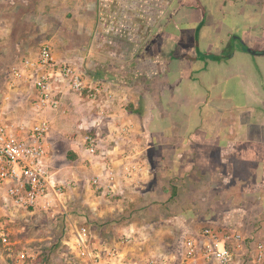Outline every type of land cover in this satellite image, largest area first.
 Wrapping results in <instances>:
<instances>
[{
    "label": "crops",
    "instance_id": "0c3cea01",
    "mask_svg": "<svg viewBox=\"0 0 264 264\" xmlns=\"http://www.w3.org/2000/svg\"><path fill=\"white\" fill-rule=\"evenodd\" d=\"M11 2L32 7V15L45 9L46 30L58 36L66 32L62 39L66 55L56 54L54 38L46 43L56 59L72 60L76 55L86 72L93 64L96 81L115 94L114 124L131 128L124 140L107 123L108 118L100 128H93L100 107L90 102L94 110L92 121L87 122L88 108L80 106L84 167L89 176L103 175L101 164H88L83 144L85 130L99 129L103 148L114 149L111 183L116 189L109 196L91 186L93 199L85 198L86 207L80 209L92 210L100 223L105 222V209L112 213L124 209V218L131 211L110 200L121 202L118 197L143 193L135 209L141 208L137 213L145 217L142 225L147 227L139 231L138 221L130 219L123 227L126 239L142 233L152 256L178 255L184 237L196 232L192 226L198 215L209 220L208 225L234 227L264 243V54L253 55L244 49L264 52V0ZM63 13L72 14L73 20L64 21L59 29L55 18ZM118 48L124 49L122 54ZM70 95L74 94L66 96L61 111L49 114L52 152L67 140L58 131L68 124L70 108L65 106ZM71 148L77 154L76 147ZM106 181L103 175L105 189L109 187ZM227 191L241 193L233 210L232 199L223 200L218 194ZM64 195L55 206L68 212L62 218L69 221ZM103 201L112 206L103 208ZM166 207L174 214H162L160 209L167 212ZM177 238L180 248L166 251V243ZM115 246L127 263V247Z\"/></svg>",
    "mask_w": 264,
    "mask_h": 264
},
{
    "label": "built area",
    "instance_id": "2783aa9c",
    "mask_svg": "<svg viewBox=\"0 0 264 264\" xmlns=\"http://www.w3.org/2000/svg\"><path fill=\"white\" fill-rule=\"evenodd\" d=\"M10 86L25 83L33 89V98L27 118L17 119L0 108V191L7 208L12 211L33 213L49 211L61 200L66 186L56 179L52 170V148L49 142L52 129L50 113H58L69 94L86 99L100 107L93 128H100L108 118L118 138L130 134L128 125L114 124L112 110L116 97L111 88L101 86L94 76L72 60L56 59L53 49L44 44L34 58L22 59L11 72ZM100 117V121H99ZM83 138L88 164H101L102 173L109 187L101 184L103 175L92 176L89 182L105 195L113 196L115 185L113 151L102 146V133L88 129ZM110 138L115 137L110 134ZM69 185V183H66ZM68 217V212H64ZM96 237L86 224L71 231L65 245L75 254L78 264H127L125 257L113 246L95 242ZM0 242L11 243L8 233L0 223ZM21 253L18 260H25ZM136 264V263H135ZM146 264H264V243L254 234L245 235L234 227L208 225L184 237L178 255H154Z\"/></svg>",
    "mask_w": 264,
    "mask_h": 264
},
{
    "label": "rangeland",
    "instance_id": "374dc122",
    "mask_svg": "<svg viewBox=\"0 0 264 264\" xmlns=\"http://www.w3.org/2000/svg\"><path fill=\"white\" fill-rule=\"evenodd\" d=\"M44 11L45 9L41 11V14L37 12L36 15H32V7L30 6H17L11 0H0V108H3L5 112H10V116L17 119L27 118L30 101L33 98V89L29 84L25 83L17 84L13 87L10 86L13 68L19 65L22 59L36 57L40 47L48 43L52 38L56 41L53 49L58 56H64L68 53V49L62 45L63 34L66 32H63V34L60 32V36H58L59 33L57 32H48L45 26L47 20L44 16ZM72 20L73 15L70 13H63L58 18H55L59 29L63 27L61 25L64 21L69 22ZM73 39L80 44L77 38ZM71 50L75 51L74 48ZM123 51L124 49L122 48L117 49L118 54H122ZM190 53H195V50L192 48ZM76 57V55L73 56L72 61L80 68V61ZM92 65L89 68L84 66L88 73H92ZM83 105L90 110V113H88L87 109L88 118H86L87 122H90L92 121L91 110H94L90 101H82L75 95H70V99L65 106L70 108V113L67 115L68 124L61 126L58 131L67 140L60 142L52 152V170L56 172V179L66 185L62 188V192L65 194L62 200L69 211L70 220L66 221L64 217L62 218L64 216L63 209L55 206L60 204L59 202L55 203L53 209H50L51 211L49 212L41 210L31 215L24 211H12L6 207L2 197L3 192L0 191V223L4 226V231L8 233V241L11 243L12 248L10 253L7 250L8 246H4L0 242V264H78L75 254L71 253V250L64 242L70 240L71 230L75 228V225L81 226L80 221L87 223L93 234H95L94 231H97L98 234L96 236L99 237L95 239V242L104 241L107 246L116 247L115 245L120 244L124 248L127 247V263L146 264L147 260L152 257L151 251H147L148 243L144 240L142 233H137L136 239H126L125 228L123 227V224H126L129 219L138 221L139 231H143L146 226L142 225L145 217L137 213L141 208L135 209V201L140 202L141 198H144L143 193H132L128 195V198L126 195L118 197L117 200L121 199V202H116L114 199L110 200V203L113 202L112 204H114L115 202L114 205H122L121 207L125 205L127 206V211H131L130 215H125L124 218L122 216L124 209L123 211L118 208L116 211L113 210V213L118 216L105 209V222L100 223L98 221L99 218L95 219L96 217L92 214V210L87 208L85 212L84 209H80V207H86L83 202L85 198L93 199V188L89 182L92 176H89L84 167L85 162L83 159L85 157L80 156V127L78 125L80 126V106ZM76 125L79 132L76 131ZM88 129L85 130V134L89 131ZM73 146L76 147L77 154L73 152L71 148ZM72 155H76V158H72ZM66 183H69V185ZM218 184L220 185V182ZM211 194L215 195L214 193ZM218 194L222 195L223 200H228L227 197L232 199L233 204L230 203V209L232 210L236 204H239L237 196L241 193L238 191H227ZM102 203L103 208H105V205L112 206L108 202L105 203V201ZM160 212H163L162 214L164 215L174 214V210L171 208H168L167 212L165 208L160 209ZM156 215L158 217L161 216L160 213ZM208 224H211L209 220L201 219L198 215L192 227L195 231H199ZM180 235L182 236V233ZM96 236L94 235V237ZM178 239L169 240L166 243V251L169 253L176 252L180 248L181 243V240ZM21 253H26L27 255V258L23 261L18 260V256ZM9 254L13 256H9Z\"/></svg>",
    "mask_w": 264,
    "mask_h": 264
},
{
    "label": "water",
    "instance_id": "95a60500",
    "mask_svg": "<svg viewBox=\"0 0 264 264\" xmlns=\"http://www.w3.org/2000/svg\"><path fill=\"white\" fill-rule=\"evenodd\" d=\"M251 54H253V55H258V54H264V52H257V51H254V50H252V49H247Z\"/></svg>",
    "mask_w": 264,
    "mask_h": 264
},
{
    "label": "trees",
    "instance_id": "16d2710c",
    "mask_svg": "<svg viewBox=\"0 0 264 264\" xmlns=\"http://www.w3.org/2000/svg\"><path fill=\"white\" fill-rule=\"evenodd\" d=\"M156 8H159V7H156ZM161 8V7H160ZM245 50H247V47H244ZM92 76L94 75L93 72L90 73ZM123 81V80H122ZM124 82V81H123Z\"/></svg>",
    "mask_w": 264,
    "mask_h": 264
}]
</instances>
